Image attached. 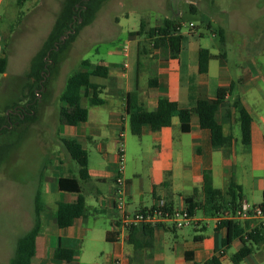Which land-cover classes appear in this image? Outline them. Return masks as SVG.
<instances>
[{"label": "crops", "instance_id": "0c3cea01", "mask_svg": "<svg viewBox=\"0 0 264 264\" xmlns=\"http://www.w3.org/2000/svg\"><path fill=\"white\" fill-rule=\"evenodd\" d=\"M16 2L21 4L22 0H0V54L3 47L5 48L6 39L12 34L14 23L20 16L19 10H14ZM163 18H171L175 23L180 24L172 17ZM189 26H193V23L189 22ZM136 36L142 35L133 37ZM137 42L136 40L133 56L129 47L122 49L127 59L120 64L104 60L94 62L107 67L106 77L91 76V81L100 85L98 97L103 100L101 104L95 105L108 104L110 107L108 113L106 115L94 113L92 116L87 107L92 104L87 97H82L81 104L88 109L87 119L77 125L63 124L67 133H69L68 126L74 128L79 126L80 129L75 130L73 135L78 136L75 139L84 149L86 148L83 143L93 141L94 136L105 138V128L114 133L113 140L106 146L104 143L97 145L98 152L106 162L104 167L91 165L88 158L89 179L83 182L89 186L87 190L92 197L87 203L80 183L85 202L83 215L75 216L72 224L68 226H59L56 222L59 203L74 202L77 194L73 192H68L73 194L69 199L57 202L49 199L42 203L40 228L35 238V253L31 264H114L115 261L118 264H205L213 256L217 257L219 264H264L263 227H257L255 230L258 234L255 238L245 242L251 247V252L235 263L231 257L244 242L237 236L227 242V227L219 225L216 216L211 215L202 205L204 201L202 176L205 169L210 170L213 186L222 191L226 200L229 199L226 191L230 187L240 194L239 200L245 199L251 204H260L263 201L264 116L260 114L257 120L253 117L246 97L253 98L255 94H260L262 91L260 84H264V79H246L247 72L243 76L233 78L226 66V54L221 56L220 52L211 53L207 47L205 48L211 54L207 71L199 73L198 51L203 47L201 45L194 46L192 43L182 41L178 56L171 57L165 49H154L145 53L144 48L149 51L150 44L147 42V47L144 45L138 48ZM108 51L112 53L115 49ZM142 54L145 56V64ZM214 59L218 60L216 77L211 79L210 62ZM140 72L147 74L143 86L139 85ZM7 74V70L1 73L2 78ZM149 78L156 80L155 87H149ZM231 82L235 84L225 99L231 102L239 98L250 113L252 122L249 144L241 141L239 122L234 110H231L229 117L221 112L217 113L224 134L233 136L231 145L225 147H214L211 144L210 131L199 126L196 115H192L190 119L189 131H182L178 118L174 116L169 126L153 130L148 125H143L138 135H148L150 138L148 146L152 152V160L147 170V180H142L140 170L127 171L124 165V148H122L123 167L119 171L120 147L116 143L122 142L124 145L126 133L130 131L129 119L125 111L128 92L136 91L139 102L147 110L156 108L159 96H166L177 102L180 107H190L200 98H215L217 88L226 87ZM87 124L90 127L87 128L89 131L86 133L83 129ZM65 135L62 138L67 137ZM87 157H89L88 152ZM58 177L52 184L60 190L57 186ZM119 179L125 183L128 210L148 208L159 200L176 206L185 204V198L192 197L197 204L194 210L197 225L184 228L157 226L153 229L151 244L134 249L132 244L127 242V230L117 224L119 211L115 205L114 193ZM165 181H168V184L165 185ZM258 195L261 200L255 202L254 197ZM98 211L110 215V228L106 231L105 239L112 243V252L101 261L98 257L86 256L83 246L87 231L84 225L86 216ZM42 217L46 221V227H43ZM238 222L245 230L249 226L247 221ZM167 232L172 233V238L166 237ZM107 233L109 240L106 238ZM58 243L76 249L77 254L70 261L56 260L54 251Z\"/></svg>", "mask_w": 264, "mask_h": 264}, {"label": "rangeland", "instance_id": "374dc122", "mask_svg": "<svg viewBox=\"0 0 264 264\" xmlns=\"http://www.w3.org/2000/svg\"><path fill=\"white\" fill-rule=\"evenodd\" d=\"M65 1L22 0L21 4L15 3L14 10H19L20 16L5 43L8 74L2 78L0 73V115L5 114L7 106L13 103L23 105L30 97L28 72L31 61L44 49V41ZM163 17H172L180 22L183 43L207 47L215 54L224 51L226 66L233 78L247 72L246 79H264V0H104L92 20L82 25L72 39H68V31L60 37L66 43L61 50L55 47L56 63L52 72L43 77L45 83L39 87L36 122H16L12 127L14 133L9 134H13V143L0 165V264H8L17 238L33 224L37 190L42 203L49 199L57 202L73 196L52 184L60 175H76L78 168L61 138L65 134L78 138L73 134L80 128L68 126L67 133L66 126L58 120L61 105L59 96L66 79L79 68L81 59L120 64L127 59L122 53L124 47H129L133 56L136 40L138 48L147 47L148 44L144 36L134 38L129 32L139 27L141 19L146 21V26H151L159 23ZM189 22L193 26L190 27ZM219 28L223 29L224 44L219 39ZM108 49L115 51L110 53ZM141 57L145 64V56L142 54ZM45 58L51 62L47 55ZM217 63V59L210 62L211 79L216 77ZM146 79L147 74L140 72L139 85H145ZM260 86V94H255L253 98L246 97L256 120L260 114L264 116V84ZM87 107L92 116L94 113L106 115L110 109L108 104ZM25 126L29 130L22 131L21 128ZM88 127L89 124L83 129L86 133ZM104 130L105 138L94 136L93 141L83 143L91 165L104 167L106 164L97 145H109L114 133L107 128ZM7 134L0 135V138ZM149 140L148 135L138 136L128 131L124 145L122 142L116 143L124 148L127 171L140 170L143 181L147 180V170L152 160ZM80 183L89 203L92 197L87 190L89 186L81 180ZM254 200L259 202L261 197L255 196ZM41 220L43 227H46L45 219L42 217ZM84 225L87 227L83 243L86 256L104 260L112 252V243L105 239L106 231L110 228V215L107 212H93L86 216ZM166 237L172 238V233L167 232Z\"/></svg>", "mask_w": 264, "mask_h": 264}, {"label": "trees", "instance_id": "16d2710c", "mask_svg": "<svg viewBox=\"0 0 264 264\" xmlns=\"http://www.w3.org/2000/svg\"><path fill=\"white\" fill-rule=\"evenodd\" d=\"M104 0H66L60 13L58 14L52 30L44 41V49L38 52L32 59L28 77L30 78V97L19 105L13 103L5 108V114L0 115V135L6 137L0 138V165L5 161L7 151L12 146L13 124L36 122L37 112V93L39 87L45 83L43 77L46 73L52 72L56 59L55 47L61 50L66 43L60 37L68 31V39H72L79 31L80 27L89 23L94 17L95 12ZM79 18L82 20L79 21ZM180 24L175 23L171 18H163L157 25L146 26L144 20L140 21L139 27L129 32L130 36L142 35L150 44L149 51L144 48V52L150 50L161 49L166 50L171 57H177L182 42V34L179 32ZM219 39L224 44V33L221 28L218 30ZM58 51V50H57ZM49 57V62L45 56ZM224 55V51L220 53ZM211 58L209 50L205 47L199 48L198 51V71L205 73L207 71L208 60ZM7 66V53L3 47L0 54V73L5 72ZM107 67L103 64L94 63L88 58L80 60L79 68L71 73L66 79L65 86L60 93L61 105L58 109V120L62 124L77 125L87 119L88 109L81 104V98L87 97L90 104H101L103 100L98 97L100 85L91 81V76L106 77ZM235 82H231L226 87H218L215 98L198 99L193 106L180 107L177 102L168 99L166 96H159L157 106L154 110H147L139 102L136 91L126 94L125 111L128 115L130 131L132 134L140 135L143 125H148L151 129L156 130L171 124L172 117L176 116L179 120L180 129L189 131L190 119L192 115H196L201 128L210 131L211 144L214 147H225L232 143L233 136L224 134L222 124L217 119V113L230 116L231 110L237 114L239 122L241 141L249 144L251 138V122L252 117L239 98H235L231 102L225 99L234 86ZM149 87L156 86V80L148 79ZM22 131L29 130L26 126L21 128ZM14 133V132H13ZM62 144L68 155L77 165V175L60 176L57 179V186L60 190L76 193L74 202H60L56 214V222L59 226H68L73 222V218L84 214V196L81 194L80 180L89 179L87 172V151L81 144L72 137L61 138ZM168 181H165V185ZM202 191L204 195L203 206L211 215L217 216L222 210L234 208L239 201L240 194L228 188L226 193L229 199L226 200L222 191L212 184L211 172L208 169L203 171ZM185 204L189 211L194 214L196 202L192 197L185 198ZM264 204V191L263 201ZM42 210V202L39 190L36 191L34 200V218L32 226L24 232L16 240L15 249L9 258L8 264H31V259L35 253V238L40 228V214ZM219 225H225L228 229V242L233 237H239L243 242V246L232 255V261L238 263L251 252V247L245 242L254 239L258 234L256 230L248 233L246 238L243 237L245 229L239 225L238 221L228 219L218 221ZM157 226L148 224H139L127 228V242L132 244L134 249H138L145 245H150L153 237V229ZM106 238L109 240L108 233ZM144 238V239H142ZM257 241V240H255ZM77 250L71 247L57 244L54 251L56 260L70 261L76 254ZM205 264H219L216 256L206 261Z\"/></svg>", "mask_w": 264, "mask_h": 264}, {"label": "built area", "instance_id": "2783aa9c", "mask_svg": "<svg viewBox=\"0 0 264 264\" xmlns=\"http://www.w3.org/2000/svg\"><path fill=\"white\" fill-rule=\"evenodd\" d=\"M121 134V133H120ZM123 167L122 148H119V171ZM124 181L119 179L114 193L115 205L119 211L117 224L122 229L148 224L152 226H169L172 228H184L197 225V218L191 213L185 204L169 205L163 200L157 201L148 208L130 211L127 209L125 199ZM217 221L228 219L232 221H247L248 228L243 233L246 238L248 233L257 227L264 228V204H251L245 199H240L234 208L222 210L217 216ZM114 264H118L117 261Z\"/></svg>", "mask_w": 264, "mask_h": 264}]
</instances>
